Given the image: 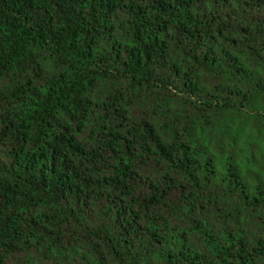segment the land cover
Returning a JSON list of instances; mask_svg holds the SVG:
<instances>
[{"label": "trees", "instance_id": "16d2710c", "mask_svg": "<svg viewBox=\"0 0 264 264\" xmlns=\"http://www.w3.org/2000/svg\"><path fill=\"white\" fill-rule=\"evenodd\" d=\"M224 113L264 124V0H0V264H264V146L232 125L219 172Z\"/></svg>", "mask_w": 264, "mask_h": 264}, {"label": "rangeland", "instance_id": "374dc122", "mask_svg": "<svg viewBox=\"0 0 264 264\" xmlns=\"http://www.w3.org/2000/svg\"><path fill=\"white\" fill-rule=\"evenodd\" d=\"M250 113V112H248ZM229 119V113L220 114L218 116L217 120L218 122H215V119L212 118V124L216 123V131L213 130L211 132V135L206 139L205 145L208 147L209 151L216 157L217 160V169L219 172L224 171L223 162H220L221 156L223 157L225 153L229 150V144L227 141V135L232 131V125H236L239 127L237 132V141L235 143V148L232 149L234 152V156L237 157L236 151L237 149H243L245 146V140L246 138L253 135L256 137V140L258 141V144L261 146H264V124L257 119L254 116H249L245 114H241L233 118L232 120H229L226 125H224V120ZM259 120V121H258ZM207 132L203 133L202 135H206ZM220 135L222 136V142L219 141ZM222 146V149H221ZM260 147V146H259ZM220 160V161H219ZM238 165L240 166V174L242 175L245 180H248L250 182H255L258 180H261L264 184V163L257 161L255 163H250L248 160H240ZM152 166V165H151ZM153 167V166H152ZM226 206H223L222 208H218L215 210L218 214H221L222 217H218L215 219V223H224L223 219H226L230 223H236L234 218H231L230 216L226 215L228 214L231 209L226 202ZM240 223L243 224L248 230L255 229V223L253 219H246V218H240ZM230 225V224H229ZM83 235V234H82ZM82 238L79 237L78 234L71 231V233L67 234L66 237V245L69 246H78L79 249L85 250L83 246H79L81 244ZM34 256L30 253H21L20 255L12 254L6 258L7 264H57L62 263V259H60L57 256H50L46 253V250H36V252H33ZM103 255H106L105 253H102ZM111 261V260H110ZM108 261V263H111ZM75 264H83V260L80 257L75 258Z\"/></svg>", "mask_w": 264, "mask_h": 264}]
</instances>
